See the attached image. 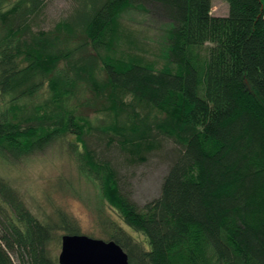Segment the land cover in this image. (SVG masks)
Listing matches in <instances>:
<instances>
[{
	"label": "trees",
	"instance_id": "1",
	"mask_svg": "<svg viewBox=\"0 0 264 264\" xmlns=\"http://www.w3.org/2000/svg\"><path fill=\"white\" fill-rule=\"evenodd\" d=\"M45 1L0 0V155L63 140L144 237L108 221L105 241L128 264H264L263 0H223L225 16L213 0H73L54 30L34 32ZM144 5L164 21L159 69L116 52L118 16ZM92 133L111 135L131 163L171 141L158 196L137 206ZM56 229L80 234L62 212L35 216L0 175V264H58Z\"/></svg>",
	"mask_w": 264,
	"mask_h": 264
},
{
	"label": "rangeland",
	"instance_id": "2",
	"mask_svg": "<svg viewBox=\"0 0 264 264\" xmlns=\"http://www.w3.org/2000/svg\"><path fill=\"white\" fill-rule=\"evenodd\" d=\"M72 5L73 0H46L31 20L32 31L54 30L56 24L69 14ZM227 12L225 1L213 0V14L225 16ZM163 24L158 8L150 5L123 10L117 21V54L124 59L161 68L166 62L161 42ZM88 115L94 118L102 114L88 112ZM96 135L92 133L87 138L88 142L96 152H102L111 161L122 190L130 195L132 201L140 207L157 197L170 162L173 143L164 141L162 147L158 145L153 152H138L139 162L131 163L115 143L113 146L110 144L114 142L111 135L100 136V139ZM0 175L18 191L26 207L40 219L54 221L62 212L76 224L80 234L92 238L107 240L108 221L121 225L136 239L144 238L123 224L112 200L105 198L100 188L79 171L63 140L18 159L0 155ZM63 234V230L56 229L49 244L55 257L59 254Z\"/></svg>",
	"mask_w": 264,
	"mask_h": 264
},
{
	"label": "water",
	"instance_id": "3",
	"mask_svg": "<svg viewBox=\"0 0 264 264\" xmlns=\"http://www.w3.org/2000/svg\"><path fill=\"white\" fill-rule=\"evenodd\" d=\"M57 261L58 264H128V257L112 240L63 234Z\"/></svg>",
	"mask_w": 264,
	"mask_h": 264
},
{
	"label": "crops",
	"instance_id": "4",
	"mask_svg": "<svg viewBox=\"0 0 264 264\" xmlns=\"http://www.w3.org/2000/svg\"><path fill=\"white\" fill-rule=\"evenodd\" d=\"M263 4H264V0H263ZM212 10H213V7H212ZM214 15H217V14H214Z\"/></svg>",
	"mask_w": 264,
	"mask_h": 264
}]
</instances>
